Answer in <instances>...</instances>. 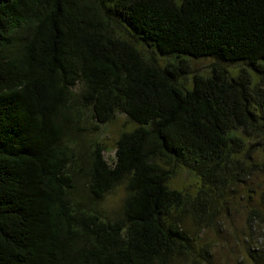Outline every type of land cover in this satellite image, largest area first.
Listing matches in <instances>:
<instances>
[{
  "label": "trees",
  "instance_id": "obj_1",
  "mask_svg": "<svg viewBox=\"0 0 264 264\" xmlns=\"http://www.w3.org/2000/svg\"><path fill=\"white\" fill-rule=\"evenodd\" d=\"M187 57L211 60L209 73ZM116 113L136 125L113 163L96 143L73 172L66 133ZM181 166L200 180L193 193L168 186ZM262 168L264 0H0V264H189V227L218 224ZM75 173L94 202L122 185L120 215L74 201ZM261 219L250 208L247 229ZM247 254L264 264V243Z\"/></svg>",
  "mask_w": 264,
  "mask_h": 264
},
{
  "label": "rangeland",
  "instance_id": "obj_2",
  "mask_svg": "<svg viewBox=\"0 0 264 264\" xmlns=\"http://www.w3.org/2000/svg\"><path fill=\"white\" fill-rule=\"evenodd\" d=\"M115 33L124 38L130 39L131 33L116 21H112ZM138 43V41L136 42ZM145 55H155L159 65L163 66L173 57L160 56L149 50L148 47L137 45ZM179 60V58H176ZM190 71L198 74H208L211 60L186 58ZM226 69L233 74L238 70V65L226 66ZM192 74V73H191ZM187 87L190 86L191 75L179 78ZM79 86L74 88L77 92ZM86 128L84 132L66 133V142L71 147L75 158L74 170L80 166H86L88 154L97 143L102 148V156L111 165L114 160L115 143L122 131L133 129L136 125L130 122L122 113H116L114 118L94 130V123L89 117V122H82ZM256 160L258 158L256 157ZM74 188L71 191V198L82 204L87 210L101 213L105 218L113 219L120 215L124 199L122 185L115 186L106 193L101 200L92 201L87 192L86 177L83 173L74 174ZM200 184L198 176L185 166L178 167L168 186L173 189L193 193ZM229 195V194H228ZM250 208H257L264 216V169H258L257 173L235 187L222 206L219 223L212 227L190 226V233L194 238L193 255L189 264H259L248 257L247 250L258 251L264 243V220L254 223L249 231L247 229V214ZM186 225H189L186 222ZM249 234V235H248ZM251 253H255L254 251Z\"/></svg>",
  "mask_w": 264,
  "mask_h": 264
}]
</instances>
